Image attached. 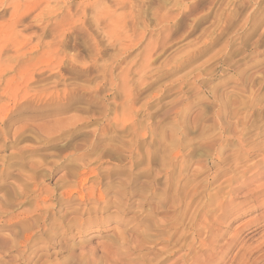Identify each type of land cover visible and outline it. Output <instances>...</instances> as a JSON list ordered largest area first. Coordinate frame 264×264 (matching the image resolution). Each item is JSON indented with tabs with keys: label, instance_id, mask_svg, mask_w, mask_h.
<instances>
[{
	"label": "rangeland",
	"instance_id": "374dc122",
	"mask_svg": "<svg viewBox=\"0 0 264 264\" xmlns=\"http://www.w3.org/2000/svg\"><path fill=\"white\" fill-rule=\"evenodd\" d=\"M0 264H264V0H0Z\"/></svg>",
	"mask_w": 264,
	"mask_h": 264
},
{
	"label": "bare ground",
	"instance_id": "6f19581e",
	"mask_svg": "<svg viewBox=\"0 0 264 264\" xmlns=\"http://www.w3.org/2000/svg\"><path fill=\"white\" fill-rule=\"evenodd\" d=\"M89 187V186H88ZM92 193V192H91ZM38 206H39V204H38ZM28 238V237H27ZM30 238V237H29ZM28 240V239H27ZM31 240V239H30ZM24 243V242H23ZM26 245V244H25ZM116 255V254H115ZM114 258H115V256H114ZM116 259V258H115Z\"/></svg>",
	"mask_w": 264,
	"mask_h": 264
}]
</instances>
